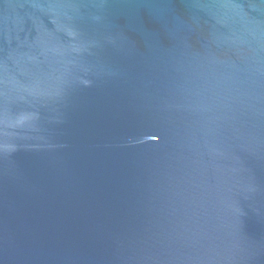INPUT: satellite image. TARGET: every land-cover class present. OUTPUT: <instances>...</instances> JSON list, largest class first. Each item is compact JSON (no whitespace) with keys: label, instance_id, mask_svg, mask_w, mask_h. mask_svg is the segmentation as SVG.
<instances>
[{"label":"water","instance_id":"1","mask_svg":"<svg viewBox=\"0 0 264 264\" xmlns=\"http://www.w3.org/2000/svg\"><path fill=\"white\" fill-rule=\"evenodd\" d=\"M0 264H264V0H0Z\"/></svg>","mask_w":264,"mask_h":264}]
</instances>
